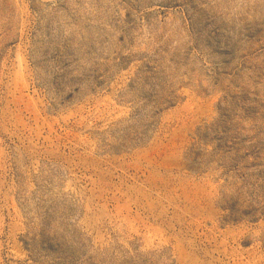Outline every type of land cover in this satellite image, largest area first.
Here are the masks:
<instances>
[{
	"label": "rangeland",
	"instance_id": "374dc122",
	"mask_svg": "<svg viewBox=\"0 0 264 264\" xmlns=\"http://www.w3.org/2000/svg\"><path fill=\"white\" fill-rule=\"evenodd\" d=\"M0 264H264V0H0Z\"/></svg>",
	"mask_w": 264,
	"mask_h": 264
}]
</instances>
